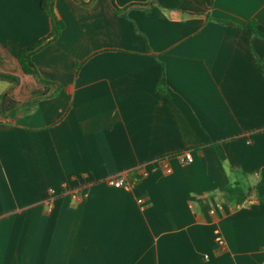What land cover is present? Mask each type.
Segmentation results:
<instances>
[{"label":"crops","instance_id":"0c3cea01","mask_svg":"<svg viewBox=\"0 0 264 264\" xmlns=\"http://www.w3.org/2000/svg\"><path fill=\"white\" fill-rule=\"evenodd\" d=\"M114 2L53 0L31 62L58 89L0 117V264H264V0ZM50 32L0 0V95H42L18 56Z\"/></svg>","mask_w":264,"mask_h":264},{"label":"trees","instance_id":"16d2710c","mask_svg":"<svg viewBox=\"0 0 264 264\" xmlns=\"http://www.w3.org/2000/svg\"><path fill=\"white\" fill-rule=\"evenodd\" d=\"M82 4H89L93 0H89L88 2H83L82 0H77ZM112 9L115 13L120 14L122 12L121 9H119L114 0H109ZM40 7L43 9L50 17L51 20V32L47 38H43L36 43L32 44L31 46L23 49L19 56H18V62L21 67V70L25 74L33 75L37 78V80L44 85V92L41 96L24 101V102H18L13 100L7 93V91L1 93L0 95V117L1 119H5L9 116L10 113L15 112L19 109H23L25 107H30L36 102L42 98L46 97L51 93V89L56 90L58 89V85L49 81H46L42 79L38 72L36 67L31 62V55L43 47L48 41L54 39L58 36L61 29L63 28V23L57 19L53 12V0H40ZM243 28H246L251 33L264 38V26L261 25L257 20L250 19L247 22H245L242 25ZM257 65L260 67V61L256 60ZM0 80L8 82L11 86H14L18 83L19 77L12 74L7 73H0ZM164 80L161 78L160 84H162ZM51 88V89H50ZM223 198L226 201L234 202V203H241L245 200L246 194L243 192L242 188L238 184H229L225 187L223 191Z\"/></svg>","mask_w":264,"mask_h":264},{"label":"built area","instance_id":"2783aa9c","mask_svg":"<svg viewBox=\"0 0 264 264\" xmlns=\"http://www.w3.org/2000/svg\"><path fill=\"white\" fill-rule=\"evenodd\" d=\"M178 159L180 162H185L187 161V155L181 154L178 156ZM160 161H163V159H161ZM135 170H136V173L133 175L132 180H125L124 177L120 175H116V176L109 177L108 182L111 183L112 186L114 187L128 188L132 184V182L136 181L138 178L146 174V171L143 169L142 166H137ZM222 204L223 202L221 200H216L214 203V206L210 209V212L214 213L216 209L221 208ZM217 243L220 246L223 245V240L220 236L217 237Z\"/></svg>","mask_w":264,"mask_h":264}]
</instances>
